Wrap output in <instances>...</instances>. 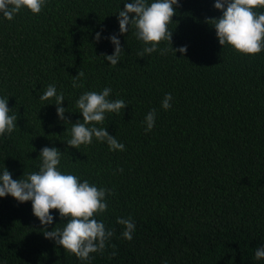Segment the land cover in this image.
<instances>
[{"label":"trees","instance_id":"obj_1","mask_svg":"<svg viewBox=\"0 0 264 264\" xmlns=\"http://www.w3.org/2000/svg\"><path fill=\"white\" fill-rule=\"evenodd\" d=\"M128 2L47 0L38 15H0V97L18 118L0 137V174L6 167L20 180L39 172L41 149L55 147L62 174L114 193L93 217L114 235L87 261L45 238L30 201L0 198V264H264L255 258L264 247V50L249 56L220 45L206 22L223 15L216 0H179L168 26L172 45L162 41L141 57L135 28L120 34L118 13ZM114 34L124 52L111 66L104 56L114 54ZM182 46L187 53L175 55L172 47ZM79 71L83 87H73ZM49 85L63 93L67 120L58 117L54 98L41 102ZM106 87L109 100L128 107L96 126L125 150L95 137L69 147L71 124L83 122L77 100ZM153 109L155 126L146 132ZM52 215L47 230L62 229L67 220L58 210ZM118 218L135 223L131 241Z\"/></svg>","mask_w":264,"mask_h":264},{"label":"clouds","instance_id":"obj_2","mask_svg":"<svg viewBox=\"0 0 264 264\" xmlns=\"http://www.w3.org/2000/svg\"><path fill=\"white\" fill-rule=\"evenodd\" d=\"M47 0H0V15L12 21L14 16L22 9L29 10L38 15L45 7ZM179 6V0H154L150 5L147 0H131L124 4V10L118 13L120 34H127L129 26L135 28V35L144 44V49L139 55L152 54L158 50L162 41H168L172 45L173 32L169 30V24L176 15L175 7ZM214 7L223 15L219 19L206 20L216 31L221 46L229 45L236 52L255 56L264 50V12L257 14L254 9L264 8V0H216ZM101 34H96L99 42ZM115 46L113 55H105L104 58L111 66H116L120 56L124 52L121 42L114 34L110 37ZM187 46L178 49L172 47V51L182 54L187 53ZM163 54V53H162ZM84 73L73 78V87H83L78 81ZM111 88H104L101 93L85 92L76 102V107L83 116V122L77 121L71 124V139L66 143L71 148L79 149L81 145H90L93 137L101 143L106 142L112 151H124L125 145L113 138L103 124L106 113L119 114L128 106L124 100H109ZM55 99L57 115L61 120H67L62 105L65 101L63 93L57 94L55 85H49L40 96L41 102ZM172 95L166 94L162 101L164 110L171 108ZM12 110L8 107V99L0 97V137L11 134L17 127V116L10 115ZM156 110L150 111L145 118L146 132L152 131L155 126ZM61 152L59 149L44 147L40 152L42 165L39 172H32L20 180H14L11 172L5 167L0 174V198L13 197L23 204L31 202L34 216L44 226L43 235L46 239L54 240L57 245L64 248L67 254H74L82 260H89L90 254L103 252L106 242L114 235V231L106 230L103 222H98L93 217L103 214L107 210L106 195L114 194L108 189H98L90 185L87 180L80 182L79 178L72 174H62L58 170ZM123 171V169H119ZM54 210H58L61 220H67L61 229L56 227L48 231L47 227L53 224ZM118 224L125 227L123 237L131 241L136 225L131 218H118ZM115 247V246H113ZM113 255H116L113 252ZM257 260L264 259V247L255 250ZM167 264V262H165Z\"/></svg>","mask_w":264,"mask_h":264}]
</instances>
